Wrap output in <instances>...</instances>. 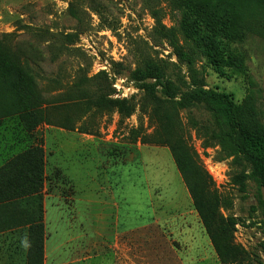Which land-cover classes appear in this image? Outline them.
I'll list each match as a JSON object with an SVG mask.
<instances>
[{
    "label": "rangeland",
    "instance_id": "obj_1",
    "mask_svg": "<svg viewBox=\"0 0 264 264\" xmlns=\"http://www.w3.org/2000/svg\"><path fill=\"white\" fill-rule=\"evenodd\" d=\"M184 2L198 8L193 0ZM225 3L226 17L211 25L230 43L229 59L218 72L204 60L196 69L205 89L229 95L244 115L253 110L264 127V0ZM201 8L209 12L206 0ZM152 10L160 11L165 27L177 29L176 44L188 43L185 32L193 26L183 24L180 31L181 15L162 0H0V41L28 65L44 101L28 122L65 132L51 138L45 176L42 149L41 173L29 165L20 175L31 183L30 194L41 178L42 197L45 182L46 219L37 201L33 220L41 213L42 264H264V187L250 166L217 142L215 120L204 108L176 110L164 122L167 103L181 97L163 93L167 84L176 85L172 78L161 85L149 81L157 101L128 78L146 56L175 65L189 83L175 45L154 37ZM243 26L247 35L238 45ZM74 34L68 42L65 36ZM237 48L243 64L232 68ZM98 87H108L111 99L127 101L131 115L95 109L90 95ZM69 136L76 137L74 143ZM84 140L91 148L86 156ZM69 158L76 188L68 184L67 166L56 164ZM85 169L92 173L91 188ZM89 193L91 202L85 199ZM29 233L0 236V264H28Z\"/></svg>",
    "mask_w": 264,
    "mask_h": 264
},
{
    "label": "trees",
    "instance_id": "obj_2",
    "mask_svg": "<svg viewBox=\"0 0 264 264\" xmlns=\"http://www.w3.org/2000/svg\"><path fill=\"white\" fill-rule=\"evenodd\" d=\"M164 3L170 4L173 9H176L181 15L180 31H182L183 24H191L193 32H185L186 37L189 38L188 43L178 45L176 44L177 29L174 27H165L160 19V11L152 10L150 15L154 20V37L156 40H165L175 45L176 56L180 64L187 68V79L189 83L184 82L185 77L181 75L180 71H176L175 65L168 62H154L148 57L144 56L137 63L134 70L128 72V78L135 86L148 93L152 100L157 101L154 95L155 85L149 83L155 80L158 85L160 80L172 78L176 85L167 84L163 88V93L168 95V98L174 99L180 95V101H169L167 110L164 113L163 120L166 124L172 120V115L176 110L187 108H204L215 120L214 137L220 144H226L231 153L239 156L250 166L251 176L257 184L264 187V127L261 126L256 117V113L250 110L248 115L240 112L229 95L217 93L213 90L205 89L203 79L200 78L199 72L196 69V62L199 60L206 61L215 71H221L223 67L222 62H227L228 52L230 51V43L226 38L220 35L217 27L211 25V22L217 24L220 19L227 15L228 6L225 0H206L208 11L201 8V2L204 0H193L192 3L197 2L198 8L193 5L186 4L185 0H162ZM190 9L192 12H188ZM70 15L78 22L80 18L77 12L73 10V6L69 7ZM195 12V15L193 14ZM189 17V23L186 18ZM196 19V20H195ZM243 26L240 34L238 45L245 40L246 31ZM68 42H73L72 38L75 34L65 36ZM244 54L237 48L236 57L232 61V68L243 64L242 58ZM238 59V60H237ZM237 60V61H235ZM28 65H21L18 59L14 56L11 49L0 41V120L6 117L18 115L26 130L31 131L35 129L36 125H30L28 116L32 115L38 105L44 103L36 91V84L31 75L29 76ZM78 84L76 87L79 88ZM189 91L181 93L180 87L186 86ZM108 87H98L91 95L93 107L99 111H111L116 109L117 112L123 116H130L133 109L125 100L111 99ZM251 100L250 97H247ZM90 101V102H91ZM160 102V101H159ZM253 105L248 100V109ZM67 129V128H64ZM164 144L171 145L169 140H164ZM181 149L185 151L184 145ZM43 152L39 148L32 149L25 154L19 156L11 163L0 169V182L10 178L17 180L22 173H25L29 165L37 170L39 174L42 170ZM187 158L190 155L187 153ZM174 160L177 164L178 170L184 180L188 183L186 169L182 161L174 154ZM32 163V164H31ZM38 163V166H37ZM26 164V165H25ZM30 166V167H31ZM25 179H26V175ZM41 178L35 180L36 185L32 190L35 193L36 200L39 204V212L42 208ZM35 184V183H34ZM190 186V185H189ZM191 187V186H190ZM30 193V190L26 191ZM22 193L16 190L10 196L4 197L0 203H8L20 199ZM9 205L5 204L2 208H7ZM194 208L200 211V204L195 202ZM41 213H39L38 221H34L29 226V239L27 246L29 248L28 264H42L43 258V236ZM18 225H7L0 228L1 231L16 229ZM36 234H35V233Z\"/></svg>",
    "mask_w": 264,
    "mask_h": 264
},
{
    "label": "crops",
    "instance_id": "obj_3",
    "mask_svg": "<svg viewBox=\"0 0 264 264\" xmlns=\"http://www.w3.org/2000/svg\"><path fill=\"white\" fill-rule=\"evenodd\" d=\"M69 132V131H68ZM64 130L53 128V127H36L35 129L28 131L25 129L20 117L18 115L6 117L0 120V169L11 163L13 160L19 156L25 154L26 152L40 148L44 152V176L46 175V159L50 153H48L51 144V138L57 136H63ZM69 144L75 142V136H69ZM91 145V144H90ZM91 147V146H90ZM84 151L85 156L87 153H91V148L87 151L86 140H84ZM47 156V157H46ZM51 157V156H50ZM56 164L61 169H68V184L71 187L76 188L78 181L76 177V167L74 160L70 158L61 165L60 162L56 160ZM54 164L55 166H57ZM26 165V164H25ZM65 166H67L65 168ZM10 178H15V176H10ZM5 179V181L0 182V200L4 197L10 196L16 190L18 193H22L20 199L16 201H11L8 203H0V228L7 225H18L16 229H10L7 231H1L0 236L8 233H13L15 231L28 230L29 226L33 223V220L37 217V200L36 194H30L26 191L30 190L28 187L31 184L26 181L25 178ZM85 184L91 188L92 184V173L85 169L84 173ZM45 182L43 183L42 190V211H43V223L46 219L45 207H46V197H45ZM91 195V193H89ZM88 202H91L92 195L85 197ZM5 204L9 205L7 208H2Z\"/></svg>",
    "mask_w": 264,
    "mask_h": 264
}]
</instances>
